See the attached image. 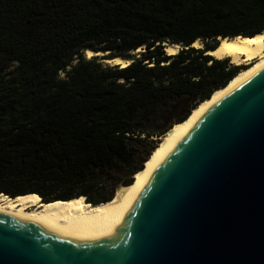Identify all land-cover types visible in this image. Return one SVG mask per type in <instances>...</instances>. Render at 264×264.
Listing matches in <instances>:
<instances>
[{
	"label": "trees",
	"instance_id": "trees-1",
	"mask_svg": "<svg viewBox=\"0 0 264 264\" xmlns=\"http://www.w3.org/2000/svg\"><path fill=\"white\" fill-rule=\"evenodd\" d=\"M262 31L264 0H0V196L110 201L242 70L205 50Z\"/></svg>",
	"mask_w": 264,
	"mask_h": 264
},
{
	"label": "water",
	"instance_id": "water-1",
	"mask_svg": "<svg viewBox=\"0 0 264 264\" xmlns=\"http://www.w3.org/2000/svg\"><path fill=\"white\" fill-rule=\"evenodd\" d=\"M93 53L107 66L119 57ZM0 264H264V64L176 134L128 193L114 230L0 212Z\"/></svg>",
	"mask_w": 264,
	"mask_h": 264
},
{
	"label": "bare ground",
	"instance_id": "bare-ground-1",
	"mask_svg": "<svg viewBox=\"0 0 264 264\" xmlns=\"http://www.w3.org/2000/svg\"><path fill=\"white\" fill-rule=\"evenodd\" d=\"M193 48H202L200 41L192 43ZM179 46L165 45V53L173 56L179 52ZM141 51L140 49L134 53ZM100 55L90 50H85L86 59ZM216 61L228 60L233 67L242 68L223 88L212 93L208 100L197 105L188 115V117L178 124L172 126L170 130L159 137V143L155 146L153 152L143 163L142 169L132 176V182L129 186L115 191L112 199L103 204L97 205H79L75 200H67L62 203H49L42 206L29 199L28 197L19 196L9 199L6 196H0V212L7 213L10 216H17L22 220H28L38 223L41 226L53 228H69L85 231H111L119 223V208L122 206L128 193L131 192L140 180L150 171L154 162L161 154L163 149L170 144L176 134L183 130L186 125L194 118L203 107L219 96L229 86L234 85L242 77L264 64V31L254 35L251 38L236 37L219 39L218 45L213 51L205 53ZM111 65H120L121 68L127 66V62L122 61L121 57L105 62ZM155 138V137H154Z\"/></svg>",
	"mask_w": 264,
	"mask_h": 264
},
{
	"label": "rangeland",
	"instance_id": "rangeland-1",
	"mask_svg": "<svg viewBox=\"0 0 264 264\" xmlns=\"http://www.w3.org/2000/svg\"><path fill=\"white\" fill-rule=\"evenodd\" d=\"M201 46H202V44H201ZM141 51H139V52H136V53H133L134 55H138L139 53H140ZM84 58H85V56H84ZM77 61V60H76ZM75 61V62H76ZM227 61V63L229 64V65H231V63H229V61L228 60H226ZM231 67H233L232 65H231ZM246 66H243L242 68H245ZM60 75V77L62 78V77H64V73L62 72V73H60L59 74ZM154 140V146H156V145H158V143H159V138H154L153 139ZM118 188H120V187H118ZM123 188V187H122ZM116 191V190H115ZM115 191L113 192V196H114V194H115ZM38 204V203H37Z\"/></svg>",
	"mask_w": 264,
	"mask_h": 264
}]
</instances>
